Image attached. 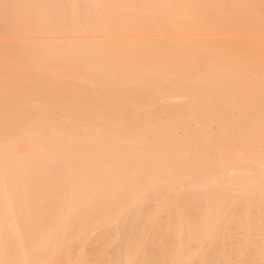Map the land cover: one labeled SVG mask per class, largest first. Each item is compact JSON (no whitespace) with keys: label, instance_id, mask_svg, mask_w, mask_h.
I'll return each instance as SVG.
<instances>
[{"label":"bare ground","instance_id":"obj_1","mask_svg":"<svg viewBox=\"0 0 264 264\" xmlns=\"http://www.w3.org/2000/svg\"><path fill=\"white\" fill-rule=\"evenodd\" d=\"M0 264H264V0H0Z\"/></svg>","mask_w":264,"mask_h":264},{"label":"rangeland","instance_id":"obj_2","mask_svg":"<svg viewBox=\"0 0 264 264\" xmlns=\"http://www.w3.org/2000/svg\"><path fill=\"white\" fill-rule=\"evenodd\" d=\"M31 59L32 58H28V60L31 62ZM32 62H34V61H32ZM31 105V104H30ZM157 110H160V108H161V105H157ZM150 120H153L154 118L153 117H148ZM152 118V119H151ZM190 125H193V123L191 122V123H189ZM216 126H214V128H215ZM180 133V132H179Z\"/></svg>","mask_w":264,"mask_h":264}]
</instances>
